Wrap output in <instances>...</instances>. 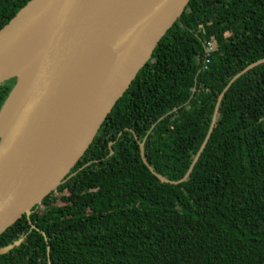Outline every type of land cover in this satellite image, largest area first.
Here are the masks:
<instances>
[{
  "label": "trees",
  "instance_id": "1",
  "mask_svg": "<svg viewBox=\"0 0 264 264\" xmlns=\"http://www.w3.org/2000/svg\"><path fill=\"white\" fill-rule=\"evenodd\" d=\"M29 1L0 0V29ZM262 59L264 0H190L65 182L0 235L21 240L0 264H264V63L225 90ZM222 93L188 178L160 182L134 136L180 181Z\"/></svg>",
  "mask_w": 264,
  "mask_h": 264
},
{
  "label": "water",
  "instance_id": "2",
  "mask_svg": "<svg viewBox=\"0 0 264 264\" xmlns=\"http://www.w3.org/2000/svg\"><path fill=\"white\" fill-rule=\"evenodd\" d=\"M189 1L30 0L0 29V85L14 80L0 107V235L23 216L28 218L65 182ZM113 39L116 54L107 62L108 79L83 91L84 52ZM263 63L264 59L247 66L225 90ZM222 96L180 181L154 172L134 136L142 162L160 182L178 185L188 178L212 133ZM20 241L0 248V255Z\"/></svg>",
  "mask_w": 264,
  "mask_h": 264
},
{
  "label": "bare ground",
  "instance_id": "3",
  "mask_svg": "<svg viewBox=\"0 0 264 264\" xmlns=\"http://www.w3.org/2000/svg\"><path fill=\"white\" fill-rule=\"evenodd\" d=\"M113 41V42H112ZM107 43L104 47L95 51H85L83 55V66L80 86L83 91H87L93 87L103 85L108 79L106 75V66L109 59H112L116 54L114 48V39Z\"/></svg>",
  "mask_w": 264,
  "mask_h": 264
},
{
  "label": "built area",
  "instance_id": "4",
  "mask_svg": "<svg viewBox=\"0 0 264 264\" xmlns=\"http://www.w3.org/2000/svg\"><path fill=\"white\" fill-rule=\"evenodd\" d=\"M213 50H214V45L212 43H207L205 46L206 58L212 53Z\"/></svg>",
  "mask_w": 264,
  "mask_h": 264
}]
</instances>
